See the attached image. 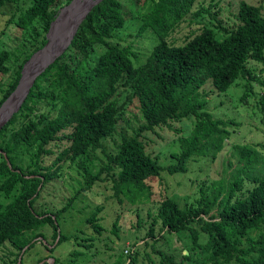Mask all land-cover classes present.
Wrapping results in <instances>:
<instances>
[{
	"label": "trees",
	"instance_id": "1",
	"mask_svg": "<svg viewBox=\"0 0 264 264\" xmlns=\"http://www.w3.org/2000/svg\"><path fill=\"white\" fill-rule=\"evenodd\" d=\"M127 1L141 3L143 11L132 16ZM196 1L101 0L81 20L67 50L36 76L18 110L0 128V248L10 242L20 258L38 243L36 238L43 243L46 236L41 231L46 227L53 229L59 244L68 241L60 218L63 221L73 202L99 183L109 182L112 196L122 203L123 183L147 184L163 171L187 173L196 157L218 158L231 136L229 126L235 123L207 109L203 90L210 85L224 94L243 80L245 101L254 93V83L264 87V68L258 75L251 66L255 62L264 67V13L262 6L241 1L233 26L220 20L216 29L203 25L175 45L170 41L173 32L188 17L202 15L201 8L193 13ZM72 2L0 0V14L10 10L0 31V107L17 88L25 65L47 45L48 32L62 9ZM12 4L15 9L9 7ZM129 19L139 22L138 37L150 36L141 61L121 42ZM14 29L20 37L12 34ZM133 99L144 124L130 136L119 131V124ZM258 105L264 112V93ZM187 118H194V127L179 139L177 162L164 167L147 152L143 135ZM116 135L120 140L115 150H106L105 141ZM234 147V168L202 184L196 203L181 207L168 195L160 199L156 213L149 214L142 246L152 253L141 260L134 249L128 259L120 253L113 264H177L173 255L155 248L158 237L166 234L187 242L179 264H264V141ZM98 151L104 159L98 158ZM64 165L76 166L82 182L62 209H47L38 200ZM103 209L96 207L86 220L97 236L106 230L100 217ZM119 221L117 216L116 234ZM77 243L87 249L92 245Z\"/></svg>",
	"mask_w": 264,
	"mask_h": 264
},
{
	"label": "rangeland",
	"instance_id": "2",
	"mask_svg": "<svg viewBox=\"0 0 264 264\" xmlns=\"http://www.w3.org/2000/svg\"><path fill=\"white\" fill-rule=\"evenodd\" d=\"M95 1L97 0H79V3L76 1L74 5L78 7L74 12H67L58 18L53 26L50 49L44 50L42 53H36L33 56V59L27 63L26 76H28V73L32 76L39 72L65 46L67 47L64 52L67 50L69 36L72 35L74 26L83 19L88 7ZM241 1L262 6L264 13V0H198L192 10L195 13L200 8L203 9L201 17L197 18L193 15L188 17L173 32L170 41L175 45H180L185 42L192 32H196L203 25L215 28L219 20L226 27L233 26L236 23L235 14ZM125 3L133 13L132 16L136 15V11H143L141 3L138 5L131 1ZM9 7L15 9L16 5L12 4ZM6 9L5 14H0V31L5 28L8 19L10 10ZM214 15H217L216 19L213 17ZM138 26L139 22L136 19H129L127 28L121 32L120 36L123 45L131 46L140 58L138 60L141 61L149 50L150 36L141 35L138 37ZM12 34L17 37L21 36V33L16 29L12 30ZM251 66L258 75L259 70L264 68L263 65L255 62H251ZM260 76L264 78L263 73H260ZM244 83L243 80H239L224 94H218L210 85H207L203 90V96L207 100V109L216 118L232 120L235 123L229 126L231 136L217 159L196 157L189 163L187 173L170 174L163 171L160 178L150 180L147 184L123 183L121 185L122 203H119L112 196L109 182L99 183L90 192L81 194L73 202L71 208L64 213L63 221L60 218L63 234L70 238L68 241L59 244L57 240H54L53 229L46 227L41 231L46 236L43 243H41L42 238H36L35 242L38 243L29 251L22 252L20 258V251L10 242H6L0 248V264H19V262L20 264H54L55 259H58L60 264H113L119 258L120 253H123L126 256L125 259H128L127 256L134 249L139 250L140 259L143 260L146 253H152L151 248L145 249L142 247L145 242L144 237L151 223L149 214L153 216L156 213L159 201L163 196L168 195L175 199L181 207L196 203L200 196L199 189L202 184L209 185L214 180L228 175L234 168L237 162V156H234V146H255V144L264 141V112L260 110L259 105L256 106L264 93V87L254 83V93L250 94L245 101H242L241 97L245 91ZM1 96L2 93H0V99ZM125 98L126 95L123 93L120 99L124 101ZM10 100L4 112L0 114V128L18 110L22 102L19 103L17 100V103L14 101L11 104L9 103ZM193 120L194 118L183 119L173 123L172 128H156L154 131L144 133L143 140L146 143L147 152L157 158L164 167L175 164L177 161L174 155L180 152L179 139L181 136L190 134L194 127ZM143 124L144 120L139 111L138 102L133 99L120 121L119 131L126 132L131 136ZM119 140L118 135L107 139L105 141L106 150L114 151ZM96 154L99 159H104L102 151H98ZM47 162L50 164L52 158H48ZM27 163H29L28 160ZM230 163L232 166H230ZM79 182H82V178L77 172V167L64 165L60 177L50 182L42 191L38 200L39 204L51 210L62 209L68 199L74 196L80 185ZM100 205L104 208L100 214V217L103 218L101 223L106 230L100 236H97L93 233L91 226L86 223V220ZM117 216H119L120 221L116 234L113 232V224ZM139 219H141V223H139ZM158 229L159 226L156 227V232ZM82 230L85 233H81ZM39 233L38 231L34 235L36 236ZM76 236L80 237L81 240H74ZM84 238H90L91 240L88 239L84 243ZM77 242L82 245H92L90 249H87L78 245ZM135 242H137V246H135ZM186 243L183 240L180 241L175 235L166 234L163 238L158 237L155 248L173 255L176 263L179 264ZM48 245L49 249H47ZM75 253H79V255L74 256ZM144 262L146 263L140 262V264H149L148 261Z\"/></svg>",
	"mask_w": 264,
	"mask_h": 264
},
{
	"label": "water",
	"instance_id": "3",
	"mask_svg": "<svg viewBox=\"0 0 264 264\" xmlns=\"http://www.w3.org/2000/svg\"><path fill=\"white\" fill-rule=\"evenodd\" d=\"M76 1H78V3H79V0H73V2H72L70 5H68V6H66L65 8H63V10H62L61 14L59 15V17H60L61 15L65 14V13H67V12H70V11H73V12H74V11L76 10V8L78 7L77 5H74V3H75ZM100 1H101V0H97V1H95L91 6H89L87 12H89V11L91 10V8H92L94 5L98 4ZM85 15H86V14H85ZM59 17H58V18H59ZM84 17H85V16H84ZM84 17H83V18H84ZM57 21H58V19L52 24V26H51V28H50V31L48 32V35H47L48 43H47V45H46L41 51H39L38 53H42L44 50L46 51L47 49H50V47H51V45H52V37H51V35H52V33H53V28H54L53 26H54V24H55ZM80 22H81V21H80ZM80 22H79V23H80ZM79 23H77V24L74 26V29H73V31H72V35L69 36L68 45H70L71 40H72V38H73V35L75 34V32H76V30H77V28H78ZM66 47H67V46H65L64 49H61V51H60L58 54L54 55V56L50 59V61H49L48 63H46V64L43 66V68H42L39 72H36V74H33V75L30 76V77H28V76L25 75V74H26V66H27V64H26L25 67H24V69H23V71H22V76H21V79H20V81H19V84H18L17 88H16L15 91L10 95V97H9V98H8L3 104H2V106L0 107V113L4 111L6 105L8 104V101L10 100V98L12 99V97H13V96L19 91V89L21 88L22 85L25 86V93H24V96L22 97V100H21V101L23 102V100H24L26 94L28 93L29 88H30L31 85L33 84V82H34L36 76H37V75H38V74H39V73H40L45 67H47L50 63H52L53 61H55L56 58H57L60 54H62V53L64 52V50L66 49ZM32 59H33V57L31 58V60H32ZM31 60H30V61H31ZM30 61H29V62H30ZM24 80H25V82L23 83ZM22 102H21V103H22ZM21 103H20V105H21ZM20 105H19V107H20ZM19 107H18V108H19ZM57 241H58V239H57Z\"/></svg>",
	"mask_w": 264,
	"mask_h": 264
},
{
	"label": "bare ground",
	"instance_id": "4",
	"mask_svg": "<svg viewBox=\"0 0 264 264\" xmlns=\"http://www.w3.org/2000/svg\"><path fill=\"white\" fill-rule=\"evenodd\" d=\"M31 74V73H30ZM28 76H31V75H29V73H28ZM25 82V80L23 81V83ZM24 90H25V86L24 85H22L21 86V88L19 89V91L12 97V99L10 100V102L9 103H13L14 101L17 103V100L19 101V103H20V101L22 100V97L24 96ZM22 96V97H21ZM21 97V99L19 100V98ZM7 110V109H6ZM4 112V111H3ZM3 112H1V113H3ZM0 113V114H1ZM1 122V121H0Z\"/></svg>",
	"mask_w": 264,
	"mask_h": 264
}]
</instances>
